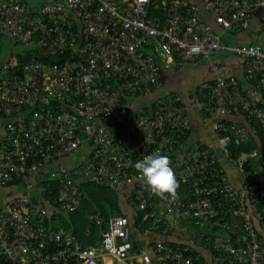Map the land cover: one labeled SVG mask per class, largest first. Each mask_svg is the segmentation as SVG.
I'll return each instance as SVG.
<instances>
[{
  "label": "built area",
  "instance_id": "built-area-1",
  "mask_svg": "<svg viewBox=\"0 0 264 264\" xmlns=\"http://www.w3.org/2000/svg\"><path fill=\"white\" fill-rule=\"evenodd\" d=\"M258 5L264 8V0H0V36L25 45L23 56L30 53L0 64V185L23 186L0 206V264H264L258 230L264 231V215L254 197L247 202L250 183L227 180L212 144L181 142L191 127L186 106L162 89L165 70L216 52L237 56L243 78L222 74L212 61L213 77L198 82L195 92L231 163L256 156L254 148L230 157L228 143L259 132L264 144V45L228 43L223 36L247 27ZM148 96V105L137 100ZM156 151L176 173L174 201L147 190L134 167ZM71 155L70 166L44 170ZM33 173L57 180L55 201L64 211L80 206L79 181L91 180L123 193L150 219L146 231L192 219L220 232L205 252L160 239L133 248L128 217L111 214L98 240L82 244L48 222ZM93 223H103L98 213L89 214L86 233Z\"/></svg>",
  "mask_w": 264,
  "mask_h": 264
},
{
  "label": "trees",
  "instance_id": "trees-1",
  "mask_svg": "<svg viewBox=\"0 0 264 264\" xmlns=\"http://www.w3.org/2000/svg\"><path fill=\"white\" fill-rule=\"evenodd\" d=\"M12 52L13 51H10V53ZM14 53L17 54L19 61H24L29 57V52H26L24 56L21 54V51L19 50L14 51ZM42 58L45 59L49 57H46L44 54H42ZM50 58L52 60V58H56V57H50ZM150 98L151 97H149V99ZM137 100L143 102L144 105L149 104V101L145 98L142 99L138 98ZM179 103L184 105V103L180 99H179ZM191 130H192V124L190 129L186 132V134H184L181 137V142H184V144H187L193 140H200L195 138L190 139L189 136ZM260 136L261 135L259 132L249 133L245 138L240 140L238 143L234 142L233 140H230L228 143V148L231 152L230 157H236L241 152L249 153L254 148H256L257 155L249 156L247 158V165L244 166L243 164H241L238 167L242 168V174L244 176V180L242 184L247 182L250 183L251 186L247 194L248 204L252 201L251 198L254 197L253 201L256 202L257 207L262 210L264 215V167L263 169H258V164H260V160H261V156H259L260 152L258 148V142L260 141ZM205 143L212 144L207 142ZM212 145L214 146V148L216 147V145L214 144ZM219 151L221 152L222 157L224 156L226 160L231 163L230 159L226 157L221 150ZM215 153L217 154L216 149H215ZM220 164L222 165L221 160H220ZM253 179H256V181L254 183H251V180ZM35 182H36V185H34L35 193L42 196L46 209L50 211L49 214L47 215L49 217L48 222L56 228L61 227L67 231L72 232L73 234H75V236L78 237V239L82 244H87L98 240V238L100 237L101 227H103V225L107 222V219L111 214H123L128 217L130 224V239L133 248H135L137 244L146 245L148 243V242L144 244L142 243L141 235L145 232L150 219L143 218L142 212L140 210H136L127 201H125V198L123 199L122 193H120V191L115 189L113 186L101 185L91 180L79 181L80 186L83 190L80 206L75 210L64 211L59 207V205L55 201L57 180L53 177H47L44 180H40L35 177ZM91 213H98L101 216L103 223L102 224L93 223L90 233H86L85 227L88 223V216ZM225 216L227 218H231V214H225ZM186 221L194 224L195 226L203 223V226L206 227V233L201 237V242L194 243L192 239L182 240L181 241L182 243L180 241H169V239H162V238H156V239H160L165 242H171V243H181V244L192 243L193 244V249L191 250L192 253H195L196 251L205 252L209 250L212 246L214 236H216V234L219 233L220 231L215 233L217 230L215 228H209L208 221L192 220V219ZM163 226L164 223H160L154 229L151 230L156 233H160L159 235L162 234L170 235L171 230L168 229L162 231Z\"/></svg>",
  "mask_w": 264,
  "mask_h": 264
},
{
  "label": "crops",
  "instance_id": "crops-1",
  "mask_svg": "<svg viewBox=\"0 0 264 264\" xmlns=\"http://www.w3.org/2000/svg\"><path fill=\"white\" fill-rule=\"evenodd\" d=\"M204 17L209 21V23L213 26L214 29H218L216 23L209 16L205 15L204 12H201ZM229 36V34H226ZM232 41L235 43H248V42H258L264 45V8L261 6H253L251 9V21L250 24L245 27H234L231 30ZM7 39H11L8 37L0 36V64L2 61L7 60L8 58L16 59V53L14 51H18V48H15L16 41L12 40V43ZM224 40V39H223ZM22 50V49H21ZM10 51H13L10 53ZM20 51V50H19ZM8 55V56H7ZM212 61H216L219 63V72L226 75H235L239 78H243L242 66L240 59L232 54L225 52H216L212 54L209 58L199 57L193 61H187L181 67L174 70H165L163 73V90L175 91L179 97V99L186 106L187 112L190 117V121L192 124V130L190 133V139H200L207 143H212L216 145L215 134L211 128V112H209L206 108L202 107L199 104V96L196 95L195 86L198 82L203 79L213 77V72L209 70V64ZM145 98V97H142ZM145 99L149 100V96ZM234 118L235 116H230ZM241 119V117H240ZM1 120V118H0ZM3 132L2 121H0V136ZM259 148V156H261L260 164H258V169H263L264 167V144L261 141L258 142ZM217 150V154L222 157L220 149L218 146L215 147ZM256 149V148H255ZM224 157V156H223ZM220 158L223 167L227 172V180L234 185L240 186L244 180V176L242 174V170L236 166L231 164L226 158ZM76 158V157H75ZM74 160L71 156H64L55 161L49 162L44 165V170L46 172H50L55 170L58 166L62 165H71V160ZM36 173L30 175V179L33 183V191L35 182ZM37 178V177H36ZM0 189H6L4 191L0 190V206L3 205L9 197L21 193L23 188L20 182H14L7 185H0ZM35 192V191H34ZM123 199L125 198L122 193ZM125 201L126 198H125ZM130 209V208H128ZM49 210H47V215L49 214ZM48 217V216H47ZM49 218V217H48ZM164 227V226H163ZM175 226L169 228H165L164 230H171L170 235L156 233L152 230L146 231L141 235L142 243H147L156 238L169 239V241H182L181 237L177 236V233L173 231ZM258 227V226H257ZM163 230V231H164ZM260 234L262 235V247L264 251V231H261L258 227ZM158 235V236H157ZM182 243V242H181ZM137 264H141L138 261Z\"/></svg>",
  "mask_w": 264,
  "mask_h": 264
},
{
  "label": "clouds",
  "instance_id": "clouds-1",
  "mask_svg": "<svg viewBox=\"0 0 264 264\" xmlns=\"http://www.w3.org/2000/svg\"><path fill=\"white\" fill-rule=\"evenodd\" d=\"M16 58L18 59L17 54ZM83 81L86 84L90 83L91 76L85 75ZM134 167L140 174V179L147 190L153 195L165 201L178 199L179 182L167 155H163L159 151L144 155L135 163Z\"/></svg>",
  "mask_w": 264,
  "mask_h": 264
},
{
  "label": "rangeland",
  "instance_id": "rangeland-1",
  "mask_svg": "<svg viewBox=\"0 0 264 264\" xmlns=\"http://www.w3.org/2000/svg\"><path fill=\"white\" fill-rule=\"evenodd\" d=\"M228 34H229V36H226V35L223 36L224 40L228 43H235L232 41L231 31ZM7 40L12 43L11 39H7ZM14 46H15V48H18L19 50H21L25 47V45L20 44V43H15ZM157 90L153 93V95L157 92ZM0 121H2V120H0ZM71 157L75 159V156L71 155ZM70 160L73 164L74 160H72V159H70ZM22 188H23V186H22ZM0 190L4 191L6 189H0ZM173 229H174L173 231L175 232V234L177 233V236L181 237L184 240L192 239L194 241V243L201 242V237L206 233V227L203 226V223L195 226L194 224H192L186 220H176V227H174ZM214 238H215V236H214ZM215 239H213V241Z\"/></svg>",
  "mask_w": 264,
  "mask_h": 264
},
{
  "label": "water",
  "instance_id": "water-1",
  "mask_svg": "<svg viewBox=\"0 0 264 264\" xmlns=\"http://www.w3.org/2000/svg\"><path fill=\"white\" fill-rule=\"evenodd\" d=\"M243 165H244V166L247 165V159L243 161Z\"/></svg>",
  "mask_w": 264,
  "mask_h": 264
}]
</instances>
